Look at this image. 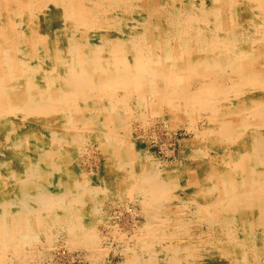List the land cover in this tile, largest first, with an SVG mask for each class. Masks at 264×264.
<instances>
[{
  "label": "bare ground",
  "instance_id": "bare-ground-1",
  "mask_svg": "<svg viewBox=\"0 0 264 264\" xmlns=\"http://www.w3.org/2000/svg\"><path fill=\"white\" fill-rule=\"evenodd\" d=\"M59 243L264 264V0H0V264Z\"/></svg>",
  "mask_w": 264,
  "mask_h": 264
},
{
  "label": "rangeland",
  "instance_id": "rangeland-1",
  "mask_svg": "<svg viewBox=\"0 0 264 264\" xmlns=\"http://www.w3.org/2000/svg\"><path fill=\"white\" fill-rule=\"evenodd\" d=\"M170 131L173 132V129L164 130L163 128L161 135L158 137L159 139L153 140L152 138L151 140L150 148L158 157H166V152L169 157H171L170 153L174 152L177 154L184 147L183 142L189 138L187 134H184L185 132L182 128L176 130L177 134L172 133L171 135L168 133ZM87 260L81 253L69 250L65 245H60L59 243L48 259H34L32 262L24 264H88ZM100 264H121V258L119 255H112L111 251H109L103 257V260L100 261Z\"/></svg>",
  "mask_w": 264,
  "mask_h": 264
}]
</instances>
